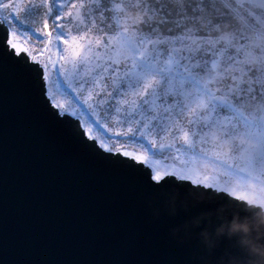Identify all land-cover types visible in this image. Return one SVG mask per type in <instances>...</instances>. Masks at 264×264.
Returning a JSON list of instances; mask_svg holds the SVG:
<instances>
[{
    "label": "snow or ice",
    "instance_id": "6c2138e0",
    "mask_svg": "<svg viewBox=\"0 0 264 264\" xmlns=\"http://www.w3.org/2000/svg\"><path fill=\"white\" fill-rule=\"evenodd\" d=\"M254 5L256 17L241 29L235 0H0V62L5 54L11 57L21 89H37L40 102L55 109L51 115L76 116L74 133L83 143L98 140V148L110 154L104 158L144 165L150 184L179 179L226 198L223 182L242 175L245 165L235 158L238 149L230 162L213 155L206 137L211 130L225 139L243 133L261 144L247 168L264 175V113L244 107L264 103V68L246 60V32L264 30V0H247L246 7ZM133 12L141 14L139 22L128 18ZM67 17L76 21L75 32L58 23L71 25ZM229 21L239 49L216 31ZM34 40L45 47L37 51ZM45 52L52 55L42 60ZM229 65L237 69L231 75ZM169 161L181 167H155ZM206 161L218 165L215 174L193 175L185 166Z\"/></svg>",
    "mask_w": 264,
    "mask_h": 264
},
{
    "label": "water",
    "instance_id": "95a60500",
    "mask_svg": "<svg viewBox=\"0 0 264 264\" xmlns=\"http://www.w3.org/2000/svg\"><path fill=\"white\" fill-rule=\"evenodd\" d=\"M37 95V89H21L5 54L0 264H216L225 252L239 254L235 240L222 239L211 256L201 242L208 221L197 227V218L217 207L226 209L224 220L247 222L251 238L264 242V208L257 197L253 202L226 192L225 198L179 180L150 184L148 168L117 162L122 156L104 158L110 154L96 140L86 144L76 136L77 118L54 117L55 109ZM219 223L213 215L209 230Z\"/></svg>",
    "mask_w": 264,
    "mask_h": 264
},
{
    "label": "rangeland",
    "instance_id": "374dc122",
    "mask_svg": "<svg viewBox=\"0 0 264 264\" xmlns=\"http://www.w3.org/2000/svg\"><path fill=\"white\" fill-rule=\"evenodd\" d=\"M17 2H21V0H17ZM74 2L79 4L82 2V0H74ZM246 4L247 0H235V5L240 12V14L237 15L235 18V23L239 24L241 29L248 28L249 17L255 18L257 11H259L258 6L254 5L251 9H249L248 7H246ZM229 10H231V8ZM72 11L75 12V9H72ZM221 14H224L223 9L221 10ZM128 18H134L136 22H139V20L142 19V16L139 12H133L128 14ZM67 21H71L72 24L70 25L66 23L65 19H61L60 21H58V23L65 25V30H71V32H75L76 29L74 25L76 24V21H74V18L67 17ZM33 27L36 26L34 25ZM231 27L232 21H229L224 26H217L216 31L219 33V39L222 42L226 44H231L232 47L239 49L241 47L239 41L232 44L233 32L231 31ZM49 30H51V28ZM93 35H95V32H93ZM42 39L44 41H47L48 38L44 36L42 37ZM33 43L36 44L37 51L45 47V45L40 43L39 40H34ZM49 47L51 48L52 46ZM54 51L55 49L53 48L52 52ZM246 51L247 63H249L252 68H264V30L257 29L254 27L249 28V30L246 32ZM52 52H45L44 57H42V60H46L49 55H52ZM52 58L53 60L58 59L54 55L52 56ZM236 71L237 69L232 65H229L226 68V72L229 75ZM53 78L55 77L53 76ZM245 83L251 86L254 81L249 78L245 81ZM244 107L253 114L264 113V103H261L260 101H256L255 103L250 102ZM72 117L77 118L76 116ZM85 119H88L87 114H85ZM206 137L212 148L216 150L213 155H216L218 153L220 159L225 162H230L234 157V150L238 149L235 158L245 165V171L242 175H232L226 181L223 182V190L229 194H235L238 197L248 201H253L254 198L257 197L258 204L264 208V175L260 174L259 170L254 171L247 168V165L251 161H253L256 154L261 150L262 145L253 140L252 138L244 135L243 133L235 137L225 139L224 134L216 129H213L208 132L206 134ZM96 142L99 144L98 140H96ZM177 143L179 144L181 142L178 141ZM125 147H128L129 150H135L129 145H125ZM139 151L142 152V150ZM153 163L155 164V162ZM205 164H207L208 166L205 167ZM155 166H160L163 169L170 167H181L179 161H169L168 164L160 163L156 164ZM185 166L192 167V169H190V172L193 175H198L200 173L203 174L204 172H207L208 174L212 175L215 174L218 169V165L213 166L210 161L197 162L194 165ZM245 176L247 178H245Z\"/></svg>",
    "mask_w": 264,
    "mask_h": 264
},
{
    "label": "clouds",
    "instance_id": "9594fccd",
    "mask_svg": "<svg viewBox=\"0 0 264 264\" xmlns=\"http://www.w3.org/2000/svg\"><path fill=\"white\" fill-rule=\"evenodd\" d=\"M225 211L226 209L223 207H217L214 212L207 211L197 218V227L202 221H208V227L202 228L199 236L209 255H213L219 247L220 241L227 238L236 241L239 254L225 252L219 257L216 264H264V242L260 238L256 240L251 238L247 222L241 223L235 217L230 223L224 220L223 213ZM213 215L221 223L209 230ZM261 223L264 224V216H262Z\"/></svg>",
    "mask_w": 264,
    "mask_h": 264
},
{
    "label": "trees",
    "instance_id": "16d2710c",
    "mask_svg": "<svg viewBox=\"0 0 264 264\" xmlns=\"http://www.w3.org/2000/svg\"><path fill=\"white\" fill-rule=\"evenodd\" d=\"M221 16H223V14H221ZM224 25H226V23H223V24H221V25H218V26H224Z\"/></svg>",
    "mask_w": 264,
    "mask_h": 264
}]
</instances>
